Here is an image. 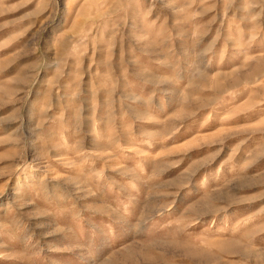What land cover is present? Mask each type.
<instances>
[{
  "label": "rangeland",
  "instance_id": "rangeland-1",
  "mask_svg": "<svg viewBox=\"0 0 264 264\" xmlns=\"http://www.w3.org/2000/svg\"><path fill=\"white\" fill-rule=\"evenodd\" d=\"M0 264H264V0H0Z\"/></svg>",
  "mask_w": 264,
  "mask_h": 264
}]
</instances>
